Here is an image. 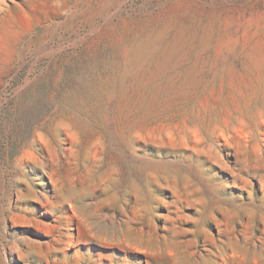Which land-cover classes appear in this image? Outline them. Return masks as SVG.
<instances>
[{"label": "rangeland", "instance_id": "1", "mask_svg": "<svg viewBox=\"0 0 264 264\" xmlns=\"http://www.w3.org/2000/svg\"><path fill=\"white\" fill-rule=\"evenodd\" d=\"M0 264H264V0H0Z\"/></svg>", "mask_w": 264, "mask_h": 264}]
</instances>
